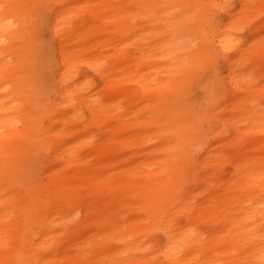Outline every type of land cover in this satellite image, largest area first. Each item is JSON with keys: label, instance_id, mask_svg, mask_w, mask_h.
Listing matches in <instances>:
<instances>
[{"label": "bare ground", "instance_id": "6f19581e", "mask_svg": "<svg viewBox=\"0 0 264 264\" xmlns=\"http://www.w3.org/2000/svg\"><path fill=\"white\" fill-rule=\"evenodd\" d=\"M43 15L56 101L32 85ZM21 263L264 264V0H0V264Z\"/></svg>", "mask_w": 264, "mask_h": 264}, {"label": "rangeland", "instance_id": "374dc122", "mask_svg": "<svg viewBox=\"0 0 264 264\" xmlns=\"http://www.w3.org/2000/svg\"><path fill=\"white\" fill-rule=\"evenodd\" d=\"M36 21L40 26L39 33H37L35 36L28 37V40L33 38V41L36 42V47L32 49L34 57L30 64L33 65V67L37 70V75L32 81V85L37 87V91L39 93L45 91V94L48 97L47 101H56L58 99V95L56 91L51 88L52 83L54 82V74L47 66V62H49V59L52 57V51L50 47L51 34L45 21V15L40 16L39 19H36ZM247 34L248 30H245V35ZM157 62L160 63L161 60H157ZM80 69L84 75L93 77L96 80V83H98L97 77L86 66H80ZM210 75L211 74L209 73L208 69H205L203 79L193 81L191 84L190 94L193 97V109L196 114H198L202 106L208 102L209 88L213 86V84L209 82L210 78L212 77ZM45 123H47V120ZM149 148L150 146L146 145L144 147L145 152H148ZM33 161H35L38 167H41L40 169L44 168L48 163L47 152L42 151L39 152V154L35 153L33 156ZM25 186H27V183H25Z\"/></svg>", "mask_w": 264, "mask_h": 264}]
</instances>
